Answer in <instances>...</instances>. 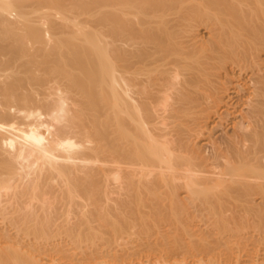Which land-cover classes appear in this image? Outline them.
<instances>
[{"label": "bare ground", "instance_id": "bare-ground-1", "mask_svg": "<svg viewBox=\"0 0 264 264\" xmlns=\"http://www.w3.org/2000/svg\"><path fill=\"white\" fill-rule=\"evenodd\" d=\"M0 264H264V0H0Z\"/></svg>", "mask_w": 264, "mask_h": 264}, {"label": "rangeland", "instance_id": "rangeland-1", "mask_svg": "<svg viewBox=\"0 0 264 264\" xmlns=\"http://www.w3.org/2000/svg\"><path fill=\"white\" fill-rule=\"evenodd\" d=\"M167 17H168V19H170L169 24H172V25L175 24L174 23V21H176L175 20V14L174 15L173 14H169V15H167ZM155 25H157V24H155ZM193 25L194 26H204V25H207V24H205L204 22H202L201 19L199 20V17H195L194 19H188V21L185 23V25H181V26H193Z\"/></svg>", "mask_w": 264, "mask_h": 264}]
</instances>
